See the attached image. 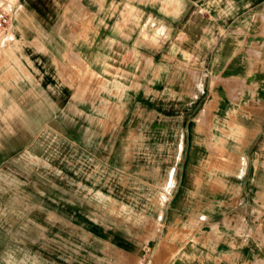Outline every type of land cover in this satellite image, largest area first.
Returning a JSON list of instances; mask_svg holds the SVG:
<instances>
[{"label":"rangeland","instance_id":"1","mask_svg":"<svg viewBox=\"0 0 264 264\" xmlns=\"http://www.w3.org/2000/svg\"><path fill=\"white\" fill-rule=\"evenodd\" d=\"M37 1H28L30 21L1 33L0 52L12 57L1 47H50L56 34L65 46L79 48L80 70L72 72L85 85L71 106H56L50 117L37 116L38 101L16 102L10 110L0 101V264H166L172 246L156 245L154 223L146 219L161 200L159 187L139 179L149 177L153 160L147 144L177 141L167 130L173 118L162 134L145 112L174 102L166 68L172 62L183 67L187 55L162 53L184 10L174 17L158 0ZM7 2L15 4L14 18L27 1L0 5ZM249 3L240 24L251 32L264 29V16ZM143 26L156 38L144 35ZM40 103L53 108L44 98ZM65 124L88 150L69 144ZM150 169L157 181L158 171Z\"/></svg>","mask_w":264,"mask_h":264},{"label":"crops","instance_id":"2","mask_svg":"<svg viewBox=\"0 0 264 264\" xmlns=\"http://www.w3.org/2000/svg\"><path fill=\"white\" fill-rule=\"evenodd\" d=\"M25 1L10 27L18 29L32 18L28 1L39 3ZM158 1L174 17L184 10L162 54L187 58L183 67L172 62L166 68L164 83L174 87V102L145 112L156 118L162 134L173 118L167 130L178 134L175 142L144 145L153 164L147 166L149 177L139 181L159 187L161 199L146 218L154 223L152 238L156 245L172 246L166 264H264V29L251 32L240 24L247 20L248 0ZM249 1L254 14L264 16V0ZM141 32L156 38L145 26ZM53 37L54 45L44 43L37 50L1 47L12 55L0 52V62H7L0 63V101L7 100L8 110L16 102L38 101L37 116L50 117L59 111L56 106L65 110L82 92L85 81L81 75L75 80L73 73L80 70L79 48ZM4 80L11 89L4 90ZM43 98L51 110L40 103ZM71 130L65 124L69 144L88 150L71 138ZM150 168L158 171L157 181Z\"/></svg>","mask_w":264,"mask_h":264},{"label":"built area","instance_id":"3","mask_svg":"<svg viewBox=\"0 0 264 264\" xmlns=\"http://www.w3.org/2000/svg\"><path fill=\"white\" fill-rule=\"evenodd\" d=\"M15 11V4L7 2L0 5V35L8 30Z\"/></svg>","mask_w":264,"mask_h":264}]
</instances>
